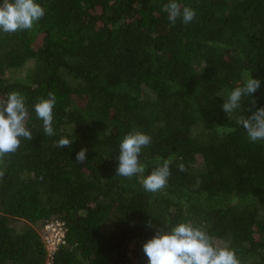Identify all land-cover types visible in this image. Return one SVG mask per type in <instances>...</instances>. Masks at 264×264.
Returning a JSON list of instances; mask_svg holds the SVG:
<instances>
[{"label":"trees","instance_id":"trees-1","mask_svg":"<svg viewBox=\"0 0 264 264\" xmlns=\"http://www.w3.org/2000/svg\"><path fill=\"white\" fill-rule=\"evenodd\" d=\"M35 2L44 16L30 30H0V94L24 97L33 136L0 159V264H147L143 243L179 223L264 264V140L237 123L253 100L264 107V0H177L196 17L174 25L169 0ZM249 73L259 89L226 114ZM49 92L52 136L34 109ZM136 131L151 143L129 179L115 170ZM169 157L166 187L145 191ZM54 219L67 228L49 253L41 223Z\"/></svg>","mask_w":264,"mask_h":264},{"label":"clouds","instance_id":"clouds-1","mask_svg":"<svg viewBox=\"0 0 264 264\" xmlns=\"http://www.w3.org/2000/svg\"><path fill=\"white\" fill-rule=\"evenodd\" d=\"M169 21L174 25L179 18L182 23H191L196 12L191 7L181 6L177 0H169L164 6ZM44 16V8L35 0H2L0 2V30L12 33L22 30H30L34 22ZM260 81L253 78L250 73L243 86L233 88L221 105L222 110L228 114L241 106L244 96H252L259 87ZM56 96L49 92L47 99H42L34 105L36 116L43 122V131L46 135H54L52 127L53 107ZM252 101L247 117H240L237 121L246 131L250 141L264 140V107L252 108ZM28 110L25 99L18 92L9 93L6 99H0V159L8 153H14L19 145L20 138L29 141L33 139L31 131L26 127ZM74 139L61 138L58 146L70 147ZM151 143V137L145 133L131 132L121 140L119 144L118 165L116 175L132 178L145 172V165L140 163L139 154L142 149ZM86 149L81 148L76 153V161L86 160ZM171 157L164 159L150 174L143 176L142 186L145 191L157 192L166 187L170 176ZM180 171H184V165L180 164ZM148 226L152 227L151 221ZM143 252L147 257V264H240L234 250L215 245L209 235L201 228L189 223H179L169 231L162 228L156 229V234L146 240Z\"/></svg>","mask_w":264,"mask_h":264},{"label":"built area","instance_id":"built-area-1","mask_svg":"<svg viewBox=\"0 0 264 264\" xmlns=\"http://www.w3.org/2000/svg\"><path fill=\"white\" fill-rule=\"evenodd\" d=\"M0 99H4V96L1 94ZM41 225H43V241L45 242L47 250L51 253L59 244L64 242L67 227L58 219L46 220L44 223L42 222Z\"/></svg>","mask_w":264,"mask_h":264},{"label":"rangeland","instance_id":"rangeland-1","mask_svg":"<svg viewBox=\"0 0 264 264\" xmlns=\"http://www.w3.org/2000/svg\"><path fill=\"white\" fill-rule=\"evenodd\" d=\"M41 230V229H40ZM41 232V234H42V231H40ZM46 264H49V263H46Z\"/></svg>","mask_w":264,"mask_h":264}]
</instances>
